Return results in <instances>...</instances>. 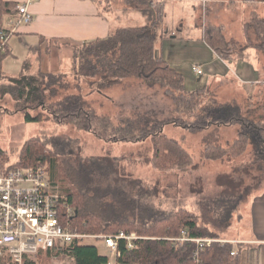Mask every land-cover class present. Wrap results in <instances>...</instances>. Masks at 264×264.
Returning <instances> with one entry per match:
<instances>
[{
    "label": "trees",
    "instance_id": "16d2710c",
    "mask_svg": "<svg viewBox=\"0 0 264 264\" xmlns=\"http://www.w3.org/2000/svg\"><path fill=\"white\" fill-rule=\"evenodd\" d=\"M137 1L140 4L150 3L147 0ZM18 6V0H0V20L7 15H15ZM153 27L115 28L107 37L77 43L72 58L73 74L88 78L100 92L127 77L148 81L152 86L161 85L172 99L168 117L155 119L144 114L145 117L137 120L121 116L115 124L111 117L97 113L87 96L80 92V83L73 85L63 75L45 72L42 68L38 73H30L32 58L24 61L18 75L0 71V80L11 81V84L1 87L0 100L11 94L17 110L24 114L26 121L41 122L44 116H50L59 124L94 133L106 142H139L151 138L154 150L152 165L159 171H183L192 164L188 150L177 139L164 133L163 127L167 124L200 131L240 122L242 127L236 144L216 153L208 151L207 156L216 159L233 152L240 157L250 143L254 144L255 156L264 160V123L245 117L239 104H223L211 98L210 90L205 86L187 89L182 72L158 55L155 45L159 33ZM243 29L242 42L228 40L223 27L214 25L205 27L201 39L219 57L229 62L250 61L254 51L257 56L264 55V17L254 12ZM9 33L6 27L0 28V44L1 37ZM40 40L39 49L34 50L35 55L38 54L37 59L42 51L41 45L46 41L48 44L55 41L43 35ZM48 48L51 50L53 47ZM8 55L9 50L1 51L0 62ZM71 144L72 141L65 135L46 133L32 136L23 142L19 158L14 163H11L7 153L0 151L1 170L6 173L16 168L45 166L54 181L58 178L64 183L62 191L65 199L60 205L62 221L70 222V226L81 233L115 234L125 231L128 234L136 232L142 237L133 241L135 248H128L125 239L119 241L116 264H240L238 255L232 254L235 245L230 242L205 246L199 256H195L198 247L195 242L173 238L181 237L183 232L196 238L219 237L195 212L185 207L169 213L155 211L141 198L144 192L147 196L148 190L134 180L131 194L129 188L112 184H109L112 190L106 191L108 188H104L103 179L93 175L105 166L99 159H92L87 164ZM76 155L77 161L74 162L73 156ZM106 168L107 173L106 169L103 170L105 175L110 172L116 175L113 165ZM69 207L73 209L72 215L66 213ZM40 254L42 262L60 256L72 258V264L110 262L108 255L102 254L97 245L77 239L67 246L57 244ZM0 264L4 263L0 260Z\"/></svg>",
    "mask_w": 264,
    "mask_h": 264
},
{
    "label": "rangeland",
    "instance_id": "374dc122",
    "mask_svg": "<svg viewBox=\"0 0 264 264\" xmlns=\"http://www.w3.org/2000/svg\"><path fill=\"white\" fill-rule=\"evenodd\" d=\"M147 1L150 3L140 4L137 0H98L95 5L103 16L108 19L112 17L114 29L130 26H155L153 27L155 32L163 36L159 41L157 40L158 43L156 42L159 47L161 46V55L182 72L187 89L194 90L200 86L208 88L212 86L209 92L211 98H215L218 102L224 101L225 104H235L229 102L234 100L236 104H240L245 117L249 116L256 121H263L261 119L264 116V73H259V70L264 68V55L258 58L253 56L251 66L256 67L257 72L251 74L250 79L240 74H231L229 77L238 83L235 82L233 87L223 81L220 83V89L215 79L209 81V78H213L211 74L193 72L192 68L195 64L203 67L201 63H194L199 55L194 51V46L197 45L189 44L188 41L182 39L187 35L204 31L207 25H214L223 27V33L228 40L242 42L244 24L254 13L253 8L244 7L249 0ZM162 5L163 9L160 10ZM243 17L246 20L241 29ZM8 28L14 30L12 26ZM173 36L176 37L173 38ZM11 37L12 35H9V38ZM49 42L51 43L48 44L46 41L41 45L39 67L45 72L63 75L73 85L80 83L82 86L80 92L87 96V100L101 116L111 117L114 120L113 123L117 124L121 116L125 119L137 118L138 120V118L145 117L144 114H149L155 119H162L170 114L172 99L166 95V89L163 86H152L148 81L127 77L121 83L114 84L100 92L93 87L88 78L73 74V51L79 42L71 40ZM48 47H53V50ZM36 59L37 56L33 55V66L31 65L28 70L30 73L39 72L38 66L34 65L37 64ZM257 74H261L260 78L263 81L261 84H257L256 79L254 80L256 86L247 83L252 78H257ZM10 82L9 79H1L0 89L4 85L11 84ZM196 83L199 84L194 88L193 85ZM227 85L235 97L226 91L225 86ZM246 85H249V91ZM75 91L79 92L78 89ZM32 113L35 114L34 111ZM44 117L45 119L41 122L26 121L24 114L17 110L16 102L11 94H6L0 100V151L8 154L11 163L18 160L21 146L26 139L46 133L57 136L65 135L72 141L71 146L79 153L77 155L87 164L92 159H99L100 163L105 166L93 175L96 174V178L103 179L104 188H108L106 191L112 190L109 185L112 184L129 188L128 192L131 194L134 180L136 184L140 183V186L148 190L147 196H144L146 194L144 192L141 198L147 201L155 211L169 213L187 207L200 215L201 221L203 220V223L210 226V230L218 235H226L228 232L226 229L229 226L238 228L243 226L236 218L239 209L242 208L232 210V216L228 208L232 202L233 205L244 202L243 196L246 197L249 193L247 188L258 183L255 174H252L258 169L256 164L253 165L257 160L256 156L252 158L254 144L249 143L243 150L246 152L240 157L233 152L216 159L207 156L208 151L216 153L219 149L229 148L236 144L235 141L242 127L240 122L228 128L214 127L200 131H191L186 127L172 124L164 125V133L168 137L177 139L191 154L192 164L183 171H159L152 165L154 150L151 138L139 142H106L94 133L78 130L72 125L59 124L50 119V116ZM221 128L224 129L221 130ZM77 155L73 156L75 157L74 162L77 161ZM111 165L117 172L116 175L112 172L105 175L103 170L106 169L107 173L106 166ZM114 175L119 179L118 182ZM58 180L56 178L55 183L58 184L60 192L64 194L62 191L64 183ZM219 194L221 197H218ZM229 219L233 222L231 225ZM134 234L137 236L136 232ZM85 242L97 245L102 254L109 253L110 264H116L117 255L113 253L114 251L111 252L105 248L102 241L86 239ZM40 259L41 254L37 258V264H72V258L65 256L53 257L49 262H42Z\"/></svg>",
    "mask_w": 264,
    "mask_h": 264
},
{
    "label": "crops",
    "instance_id": "0c3cea01",
    "mask_svg": "<svg viewBox=\"0 0 264 264\" xmlns=\"http://www.w3.org/2000/svg\"><path fill=\"white\" fill-rule=\"evenodd\" d=\"M18 1L20 5L28 0ZM95 4H97L96 0H35L30 2L28 10L32 14V20L28 24L18 23L15 29L12 30V37L9 39L8 46L9 55L0 62V71L7 75H18L23 68L24 61L28 58H32L33 55L36 54L34 50L39 48L41 35L46 38H54V40H71L73 42H85L96 38L107 37L110 34V30L114 29L113 19L111 17L110 20L103 16ZM244 7L253 8L254 12L264 17V0H249ZM16 14L3 17L2 20H0V28H8L9 20H7V18L9 17L10 19L11 17H15ZM245 20L244 17L241 20V29ZM202 34L203 31H198L195 34L182 37V39L188 41L189 44L197 45L194 46V51L199 53V55L194 63H201L203 65L202 74H211V76H213V78H209V81L215 79L217 83H219L221 89L220 83L223 81L234 87V83L237 81L229 77L231 74H240L249 79L251 74H256V67L252 68L251 66L253 57L250 61L229 62L223 60L201 39ZM175 37L176 36H173V38ZM160 38H163V36L160 35L159 39ZM160 47L157 44L155 46L158 55H161L162 52ZM253 55L256 58L259 57L256 52ZM39 61V59H36L37 64H34L38 66V69L40 68V64L38 65ZM193 72L197 74L194 70ZM262 72L264 73V68L263 70H259V73ZM260 76L261 74H257V78L254 77L252 80L247 81V83H250L251 86H256V81H254L256 79L258 81L257 84H261L263 81ZM198 84L199 83L194 84L193 87L196 88ZM205 88L210 90L212 86L210 88L205 86ZM225 88L226 91L232 95L230 87L227 85ZM246 89L249 91V85H246ZM232 97L235 96L232 95ZM223 102L220 101L219 103ZM229 102L236 104L234 100ZM223 104H225V102ZM261 120H263L261 122L264 123V116ZM229 126L231 125H222L218 126V128H228ZM222 129L224 128H221V130ZM253 153L252 158L256 154L255 151ZM256 158L257 160L253 165L256 164L258 169L252 172V174H255L258 183L247 188L249 193L246 197L243 196V198H245L244 202H238L235 205H233L232 202L231 206L228 208V211L231 212V216L232 210H235V208L239 209L241 207L243 209H239L236 216L243 226H241V228L229 226L226 229L228 230L226 235L223 234L218 237L219 239H225L227 242L235 245L234 251L239 257L240 264H264V160L259 159L258 156ZM218 197H221V195L219 194ZM198 216L201 218L200 215ZM232 223L233 222L229 219V224L231 225ZM208 227L210 228V226ZM235 231L237 233H235ZM106 255H109V253H106Z\"/></svg>",
    "mask_w": 264,
    "mask_h": 264
},
{
    "label": "built area",
    "instance_id": "2783aa9c",
    "mask_svg": "<svg viewBox=\"0 0 264 264\" xmlns=\"http://www.w3.org/2000/svg\"><path fill=\"white\" fill-rule=\"evenodd\" d=\"M32 1L35 0L25 1L18 6V12L9 19L8 26L15 29L18 23L31 22L32 14L28 9ZM9 35L1 37L0 52L7 51ZM193 70L198 74L203 73V67L199 64H195ZM57 185L44 166L16 168L6 173L0 167V260L4 264H34L41 252L57 244L67 246L75 239L100 238L105 247L116 255L119 254L121 239L128 241V248H135L133 241L142 237L134 233L120 231L104 235L82 234L72 228L70 222L62 221L60 205L65 195ZM66 213L72 215L73 209L69 207ZM173 239L196 242L197 257L205 246L228 243L219 238L192 239L186 234Z\"/></svg>",
    "mask_w": 264,
    "mask_h": 264
},
{
    "label": "bare ground",
    "instance_id": "6f19581e",
    "mask_svg": "<svg viewBox=\"0 0 264 264\" xmlns=\"http://www.w3.org/2000/svg\"><path fill=\"white\" fill-rule=\"evenodd\" d=\"M65 195V194H64ZM75 229V228H74ZM77 230V229H76ZM78 231V230H77ZM79 232V231H78ZM79 233H81V232H79ZM82 234H88V233H82ZM184 234H186V232H183V234L181 235V236H183ZM89 235H97V234H89ZM99 235H104V234H99ZM187 235V234H186ZM188 236V235H187ZM179 238V237H178ZM190 238H192V239H198V238H196V237H190ZM199 238H201V237H199ZM86 239H95V240H98V241H102L103 242V245H104V247H105V243H104V241L102 240V239H100V238H85V239H82V241H85ZM77 240H79V239H77ZM192 242H194V241H192ZM196 243V242H195ZM106 248V247H105ZM34 264H37V261L34 263Z\"/></svg>",
    "mask_w": 264,
    "mask_h": 264
}]
</instances>
